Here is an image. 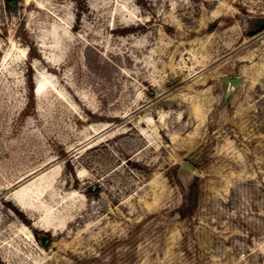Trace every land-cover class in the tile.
Instances as JSON below:
<instances>
[{"label":"rangeland","instance_id":"rangeland-1","mask_svg":"<svg viewBox=\"0 0 264 264\" xmlns=\"http://www.w3.org/2000/svg\"><path fill=\"white\" fill-rule=\"evenodd\" d=\"M0 264H264V0H0Z\"/></svg>","mask_w":264,"mask_h":264},{"label":"water","instance_id":"water-1","mask_svg":"<svg viewBox=\"0 0 264 264\" xmlns=\"http://www.w3.org/2000/svg\"><path fill=\"white\" fill-rule=\"evenodd\" d=\"M225 81L229 82L232 85H236V84L242 83L243 82V78H240V77L226 78ZM181 164H182V166L184 168H187L188 170H190L191 172L196 174V170L193 167H191L190 165H188L185 162H182Z\"/></svg>","mask_w":264,"mask_h":264}]
</instances>
